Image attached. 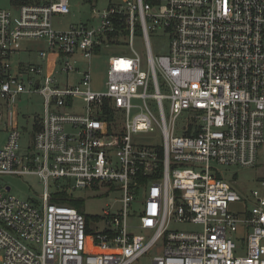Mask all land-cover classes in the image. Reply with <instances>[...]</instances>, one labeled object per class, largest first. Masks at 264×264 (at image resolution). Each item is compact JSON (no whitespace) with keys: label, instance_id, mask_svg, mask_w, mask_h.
<instances>
[{"label":"built area","instance_id":"1","mask_svg":"<svg viewBox=\"0 0 264 264\" xmlns=\"http://www.w3.org/2000/svg\"><path fill=\"white\" fill-rule=\"evenodd\" d=\"M69 13L68 0L0 9V178L43 186L29 201L0 185V263L264 264V181L247 192L220 170L252 168L264 153V0H122L94 11L96 26L57 31L53 17ZM155 31L166 54L152 52ZM39 40L50 71L13 69L20 44ZM103 51L105 89L94 91L75 66ZM55 74L81 75V88H60ZM28 93L42 97L43 117L21 155L17 105ZM76 99L83 106L71 113ZM100 184L118 187L120 210L86 221L54 202ZM171 222L201 231L173 232Z\"/></svg>","mask_w":264,"mask_h":264},{"label":"rangeland","instance_id":"2","mask_svg":"<svg viewBox=\"0 0 264 264\" xmlns=\"http://www.w3.org/2000/svg\"><path fill=\"white\" fill-rule=\"evenodd\" d=\"M68 1L70 4V13L66 15H57L52 19L54 28L60 32L66 31L70 25L96 26L97 20L94 11H101L108 5L122 3V0H92L91 2H89V0ZM10 8H12V0H0V9ZM150 46L154 55H163L167 53L168 41L162 36L160 31L151 32ZM20 48L21 51L10 60L13 69H16L19 64H24V66L42 67L44 73L50 71L47 66L48 60L43 62L39 57L40 51H46L48 49L44 41L23 42L20 44ZM134 49L140 54H144V47L139 39L134 41ZM109 55L108 51H103L99 56L92 57L89 61V65L87 61L80 59V63L75 66L81 73L85 71L89 72L91 88L94 91H103L105 89ZM33 78L37 80L41 77L33 76ZM53 78L60 88H65L67 85L69 87H80L79 81L81 80V75L79 74H55ZM0 105L2 107L0 114L1 148L7 138V111L5 103L0 102ZM81 105V100H73V106L69 108L68 111L71 113L80 112L79 110H74L76 106L79 109ZM164 106L167 112V103H164ZM17 109L19 110L18 128L21 134L19 141L20 153L23 155L27 153L28 149L31 147L33 129L40 123L43 117V99L41 96L32 93L22 95L20 96ZM154 110L156 111V109ZM181 118L178 120V125L181 123ZM220 170L226 172V176H229V180L235 179L247 192H250L257 189L259 183L264 181V153L262 156L261 154L258 156L256 165L252 168L221 167ZM0 185L9 186L11 188V194L29 201H37L43 190V186L36 176H3L0 178ZM55 188L54 181L51 179L50 191ZM60 193L64 194V191L61 190ZM65 194L79 206L80 213L84 216H88L91 220H96V217L102 218L105 212H115L121 208L119 204L121 193L118 187L110 189L107 185L100 184L98 186H90L86 189L73 190L71 188H66ZM109 206H112V208H109ZM91 222L90 226L94 232L104 228L103 221L101 220H99V222ZM169 230L173 232H200L201 227L190 223L182 224L171 222ZM144 260L145 259H142L138 264H147L148 262H144Z\"/></svg>","mask_w":264,"mask_h":264},{"label":"trees","instance_id":"3","mask_svg":"<svg viewBox=\"0 0 264 264\" xmlns=\"http://www.w3.org/2000/svg\"><path fill=\"white\" fill-rule=\"evenodd\" d=\"M92 0H89L91 2ZM55 203L62 204V205H69L77 209V211L80 212V208L78 205H76L75 202H73L72 199L68 198L66 194H60L59 197L54 199ZM86 221H89V217L85 215Z\"/></svg>","mask_w":264,"mask_h":264}]
</instances>
